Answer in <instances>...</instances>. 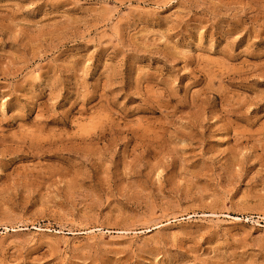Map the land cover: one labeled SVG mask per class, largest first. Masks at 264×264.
<instances>
[{
  "label": "rangeland",
  "instance_id": "1",
  "mask_svg": "<svg viewBox=\"0 0 264 264\" xmlns=\"http://www.w3.org/2000/svg\"><path fill=\"white\" fill-rule=\"evenodd\" d=\"M0 264H264V0H0Z\"/></svg>",
  "mask_w": 264,
  "mask_h": 264
},
{
  "label": "bare ground",
  "instance_id": "2",
  "mask_svg": "<svg viewBox=\"0 0 264 264\" xmlns=\"http://www.w3.org/2000/svg\"><path fill=\"white\" fill-rule=\"evenodd\" d=\"M39 228V227H38ZM46 230V229H45ZM58 231V230H57Z\"/></svg>",
  "mask_w": 264,
  "mask_h": 264
}]
</instances>
